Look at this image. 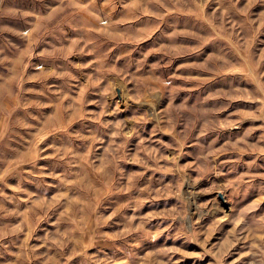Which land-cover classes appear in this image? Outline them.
Instances as JSON below:
<instances>
[{
	"label": "rangeland",
	"instance_id": "1",
	"mask_svg": "<svg viewBox=\"0 0 264 264\" xmlns=\"http://www.w3.org/2000/svg\"><path fill=\"white\" fill-rule=\"evenodd\" d=\"M0 264H264V0H0Z\"/></svg>",
	"mask_w": 264,
	"mask_h": 264
},
{
	"label": "water",
	"instance_id": "2",
	"mask_svg": "<svg viewBox=\"0 0 264 264\" xmlns=\"http://www.w3.org/2000/svg\"><path fill=\"white\" fill-rule=\"evenodd\" d=\"M217 198L221 201V203L223 202L219 193L217 194Z\"/></svg>",
	"mask_w": 264,
	"mask_h": 264
},
{
	"label": "bare ground",
	"instance_id": "3",
	"mask_svg": "<svg viewBox=\"0 0 264 264\" xmlns=\"http://www.w3.org/2000/svg\"><path fill=\"white\" fill-rule=\"evenodd\" d=\"M220 194V193H219ZM220 196H221V199L223 200V197H222V195L220 194ZM225 200V199H224ZM224 200H223V202H224ZM226 202V201H225Z\"/></svg>",
	"mask_w": 264,
	"mask_h": 264
}]
</instances>
